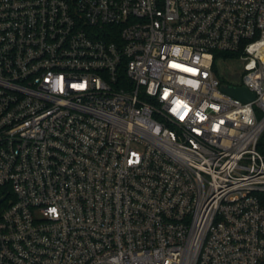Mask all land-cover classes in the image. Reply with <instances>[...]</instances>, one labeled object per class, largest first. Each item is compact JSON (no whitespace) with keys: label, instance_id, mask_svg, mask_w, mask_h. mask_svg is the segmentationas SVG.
Returning a JSON list of instances; mask_svg holds the SVG:
<instances>
[{"label":"built area","instance_id":"2783aa9c","mask_svg":"<svg viewBox=\"0 0 264 264\" xmlns=\"http://www.w3.org/2000/svg\"><path fill=\"white\" fill-rule=\"evenodd\" d=\"M260 138L264 0H0V264H264Z\"/></svg>","mask_w":264,"mask_h":264},{"label":"rangeland","instance_id":"374dc122","mask_svg":"<svg viewBox=\"0 0 264 264\" xmlns=\"http://www.w3.org/2000/svg\"><path fill=\"white\" fill-rule=\"evenodd\" d=\"M243 63L237 59H222L216 61V71L230 84H239L242 80ZM257 117L260 115L257 113Z\"/></svg>","mask_w":264,"mask_h":264},{"label":"water","instance_id":"95a60500","mask_svg":"<svg viewBox=\"0 0 264 264\" xmlns=\"http://www.w3.org/2000/svg\"><path fill=\"white\" fill-rule=\"evenodd\" d=\"M221 90L228 95L241 100L243 102H250L254 99L255 95L254 93L250 92L246 87L240 86H230L227 84L221 85Z\"/></svg>","mask_w":264,"mask_h":264},{"label":"trees","instance_id":"16d2710c","mask_svg":"<svg viewBox=\"0 0 264 264\" xmlns=\"http://www.w3.org/2000/svg\"><path fill=\"white\" fill-rule=\"evenodd\" d=\"M257 150L263 155L264 157V139L260 138L257 143Z\"/></svg>","mask_w":264,"mask_h":264}]
</instances>
